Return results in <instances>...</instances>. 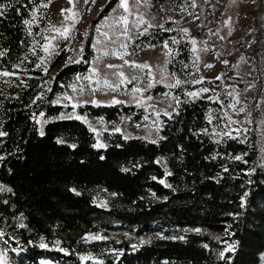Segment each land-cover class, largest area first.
Segmentation results:
<instances>
[{"label":"trees","instance_id":"1","mask_svg":"<svg viewBox=\"0 0 264 264\" xmlns=\"http://www.w3.org/2000/svg\"><path fill=\"white\" fill-rule=\"evenodd\" d=\"M119 1L105 3L74 58L59 66L60 56L45 61L41 47L43 22L54 0H0V52L5 53L0 70L15 73L0 79V132L6 133L0 136V184L11 189L0 191V238L10 249L9 263L81 264L86 256L83 264H263V18L251 14L228 44L217 31L185 37L173 21L159 25L144 19L129 49L139 53L167 42L169 71L182 82L157 84L146 94L172 93L180 103L172 114L160 115L157 139H125L116 126L125 119L131 126L152 118V106L86 102L73 108L61 99L74 79L91 71L97 28ZM92 5L80 0L79 9ZM177 5L178 0H151L148 13L158 16ZM25 20L32 21L31 33ZM201 48L227 61L230 74L207 79L218 90L192 98L187 93L197 85L193 61ZM242 61L248 69L238 66ZM74 112L110 125L103 135L106 148L93 147L97 136L84 120L60 119ZM99 196L106 206L98 204ZM117 224L121 232L107 231ZM131 228L134 233H127ZM184 228L200 231L172 237V230ZM206 230L219 234L221 243ZM88 234L105 237L84 240ZM145 234L151 240L140 242ZM42 238L47 247H40ZM229 245L232 251H225Z\"/></svg>","mask_w":264,"mask_h":264},{"label":"rangeland","instance_id":"2","mask_svg":"<svg viewBox=\"0 0 264 264\" xmlns=\"http://www.w3.org/2000/svg\"><path fill=\"white\" fill-rule=\"evenodd\" d=\"M108 0H95L90 9H79L80 0H54L51 5L50 11L44 19L43 26L44 29H48L50 25L56 27H61L62 25H68L71 27L70 35L68 39H57L53 41L56 45L55 51L49 55L44 53V60H51L56 53L60 57L59 66L67 63L71 57L74 58L75 48L79 41L84 37L88 24L92 19H94L100 9L105 5ZM129 11L124 12L123 8L120 7V1L116 8L111 12V14L99 25L100 31H97L94 46L97 52L96 59L92 62L91 71L86 74L79 76L74 79V83L69 92L62 95V102L67 104H76L77 106L82 103L90 102L94 104H114L113 99L125 102L127 104H138L145 107H153L154 116L147 118L144 121H139L129 125L128 119H125L116 128L126 137H144L150 140H155L161 134L160 130L162 128L161 114L165 112L172 114L177 110V101L179 97L172 93H163L158 95H147L146 91L152 89L157 84H163L167 86L176 85V78L169 71V53L168 48L163 45L148 48L145 51L139 53H133L129 49V41L132 39V35L142 27L144 19L149 18L155 24H164L167 21H173L182 30L187 29V33L184 31V35H194L198 31L204 32V30H213L219 32L226 43L230 39L236 37L248 24L251 14L259 12V16L264 20V0H196L191 2L188 0H178L179 5L176 7H169L164 13L158 16L149 15V5L151 0H127ZM72 8L77 14L73 20L65 19V16H70L72 13L64 12L62 9ZM121 15H127V34L123 35L124 26L116 21ZM74 25V27H72ZM103 33H107L108 36L105 37ZM55 35V33L47 32L46 36ZM124 45L125 47H122ZM165 45V44H164ZM109 53L104 55V53ZM200 57L195 58L194 70H193V80L198 81L202 79L201 83H195L192 88L194 92L199 91L202 88L209 89L208 92H202L200 95L208 96L215 90H218V85L216 83H208L207 79H214L220 77L221 74H230L227 71V66L224 62L220 61L215 57V55L210 54L205 48L199 50ZM115 53V54H113ZM123 55V59H120V55ZM76 59V58H75ZM135 62L136 64H147L148 68H137L132 66L131 63L125 64L124 61ZM117 65L122 67L117 68H107L106 65ZM206 65H212V67H206ZM58 66V67H59ZM248 69V66L244 64V61L238 65ZM96 68L98 74H93L92 69ZM122 71L124 73L125 82L120 84L121 77L118 73ZM3 72V70H0ZM92 77L89 81L84 79L85 77ZM5 76H0L2 79ZM135 78V79H133ZM107 79L113 85L119 84V88L112 90L106 88L103 85V80ZM226 79L227 76H226ZM96 80H100V85L98 90L92 91L96 88ZM151 85V87H149ZM177 86V85H176ZM73 87L76 91H73ZM81 88L83 91L81 92ZM139 88L140 92H133V89ZM199 95V96H200ZM72 97L69 101L65 97ZM188 97V96H187ZM79 115L76 112L69 114H62L61 116H75ZM83 119L87 120V123L91 125L92 128L96 129L95 133L97 140L106 145L103 141V135L106 130H111L110 125L101 119H92L85 115H79ZM44 122L40 123V129L44 127ZM264 127V120H263ZM115 128V129H116ZM4 189L5 187L0 184ZM99 205L106 206V200L102 197L97 198ZM123 230L120 224L114 225L113 228L107 230L111 234L119 233ZM136 228H131L127 230V233H134ZM199 228H184V229H174L172 230V237H175L177 232L184 235L189 232H198ZM210 236L215 240L220 242L221 236L210 230H206ZM158 236L164 237L165 234L156 231ZM93 236L105 237L104 234H88L85 236L84 240L92 241L97 239H92ZM151 240L149 234H145L141 237L140 242L147 243ZM0 251L7 253V264L9 263L10 249L7 247L6 242L0 238ZM18 253V252H15ZM86 256H81V264L84 263ZM264 260V256H262ZM261 259V260H262ZM93 261H99L97 259H92ZM262 260V261H263ZM264 264V261L262 262Z\"/></svg>","mask_w":264,"mask_h":264},{"label":"snow or ice","instance_id":"3","mask_svg":"<svg viewBox=\"0 0 264 264\" xmlns=\"http://www.w3.org/2000/svg\"><path fill=\"white\" fill-rule=\"evenodd\" d=\"M88 2H90V0H85V3H88ZM91 2L94 3L95 0H91ZM69 3H72V0H69ZM47 6H48L47 4L43 5V7H47ZM2 7H4V6H3V5H0V8H2ZM120 7L123 8V10H124L125 13H127V12L129 11V6H128V2H127V0H120ZM61 11H62V13H64V12L72 13V15H70V16H65V19H67V20H73V19L76 17V15H77V14L73 11L72 8H69V9H66V10H65V9H62ZM0 14H2V13H0ZM34 19H35V15H34ZM140 22L143 23L142 20H141ZM24 23H25L26 25H29V29H28V30H29V33H31V24H32V21L25 20ZM116 23H119V24H121L122 26H124V32H123L122 34H123V35H126V34H127V24H128V17H127V15H121V16L119 17V19L116 21ZM72 27H74V25H72ZM45 31L55 33V35L45 36V37H44L45 43L41 46V47H42V51H43L44 53L51 55V54L55 51V47H56V45L53 43V41H56L57 39H65V40L68 39V38H69V35H70L71 27L68 26V25H62L61 27H56V26H54V25H50L49 28L46 29ZM97 31H100V29L97 28ZM145 31H147V28H145ZM183 31H184L185 33H187L188 30H187V29H183ZM103 35H104L105 37L108 36L107 33H103ZM172 42H173V43H178V41H176L175 39H174ZM191 43H192V45H193V51L195 52V51H196V49H195V45H196L197 41L193 38V39L191 40ZM164 46H165V48H168V44H167V42H165V45H164ZM122 47H125V46L122 45ZM32 51H33V54H35V48H33ZM168 53H171V49H168ZM56 54H58V53H56ZM108 54H109V53H107V52L104 53V55H108ZM113 54H115V53H113ZM3 55H5V53H4V52H0V56H3ZM119 58H120V59H123V55L121 54ZM25 59H27V57H25ZM44 63H45V61L42 59V60H41V64H38L37 67H41ZM124 63H125V64L131 63L132 66L137 67V68H148V67H149L147 64H136L135 62H129V61H127V60H125ZM224 63H227V61H224ZM14 67L19 68L20 66H19V65H15ZM106 67H107V68H117V67H122V65H121V66H117V65H111V64H109V65H106ZM206 67H212V65H206ZM45 71H47V69H45ZM92 72H93V74H98V70H97L95 67L92 69ZM11 75H15V73H10V72H8V71L0 72V76H5V77H7V76H11ZM118 76L121 77L119 83H120V84H123V83L125 82V79H126V78L124 77V73H123L122 71H120V72L118 73ZM219 78H220V77H217V79H219ZM78 79H79V77H78ZM84 79H87V80L91 81V80H92V77L89 76V77H85ZM133 79H135V78H133ZM201 82H202V79H201V80H198V81H193V83H201ZM181 83H182V82H181L179 79L176 80V85H179V84H181ZM96 85H97V87L92 89L93 92L96 91V90H98L99 85H100V80H96ZM103 85H104L106 88H109V89H112V90H116L117 88H119V84H117V85H113V84L110 83L109 80H107V79H104V80H103ZM176 85H172V86L175 87ZM149 87H151V85H149ZM49 91H50V89H49ZM73 91H76V88H75V87H73ZM82 91H83V89L81 88V92H82ZM140 91H141V89H139V88H135V89H133V92H140ZM208 91H209V89H207V88H202V89H200L199 91L187 93V95H188L189 97L196 98V97H199V95H200L202 92H208ZM40 98H41V97H39V96L37 97V99H40ZM65 98L68 99L69 101L72 100V97H70V96H69V97H65ZM210 99H211V98H210ZM34 102H35V101H34ZM59 102H60L59 100L56 101V103H59ZM93 102L95 103V101H93ZM112 103H122V101H119V100L113 99ZM179 103H180V102L177 101V104H179ZM72 106H73V108H75L77 105H76V104H73ZM233 107H234V106H233ZM241 110H243V109H241ZM43 115H44L43 113H40V116H41V117H42ZM165 115H170V113L165 112ZM34 118H35V117H34ZM64 118H68V119H73V118H75V119H77V120L83 119V118H82L81 116H79V115L68 116V117L61 116V117H60V119H64ZM38 122H39V121H38ZM45 122H46V121H45ZM84 122L87 123V120H84ZM89 127H90V129H91L93 132L96 131V129L91 128V125H89ZM115 131L119 132L120 129H119V128H116ZM39 134H40L41 136L44 135V131H43L42 128H41ZM4 135H6V133H4V132H0V136H4ZM226 135H231V134H230V133H226ZM128 138H129V137H125V139H128ZM152 142L155 143V141H152ZM58 143H63V141H58ZM72 147L75 148L76 145H72ZM93 147H94V148H97V149H100V148H106L107 145H105V144L99 142V140H98V142H97L96 144H94ZM100 158H101V159H104L103 156H101ZM2 159H3V157H0V160H2ZM236 159L239 160V159H241V157H236ZM123 171H128V169H123ZM169 174H170V173H169ZM153 179H155V177H153ZM160 182L163 183L164 181H160ZM4 190L11 191L10 188H8V189H4L2 186H0V191H4ZM71 191H73V192H74L75 194H77V195L80 194V193H78V192L76 191V189H71ZM102 206H105V205L102 204ZM20 226L23 227L24 225L21 224ZM197 231H199V230H197ZM2 236H4V233H3L2 231H0V237H2ZM92 239H101V237L93 236ZM181 239H183V237H181ZM40 247H42V248H43V247H47V245L43 242V238L41 239ZM205 247H207V245H205ZM22 250H23V249H21V251H22ZM13 251H16V249H13ZM225 251H232V246L229 245V246L225 249ZM225 251H222V252L219 253L220 257H224V256H225ZM84 259H89V257H84ZM0 264H7V253H5V252H3V251H0Z\"/></svg>","mask_w":264,"mask_h":264},{"label":"bare ground","instance_id":"4","mask_svg":"<svg viewBox=\"0 0 264 264\" xmlns=\"http://www.w3.org/2000/svg\"><path fill=\"white\" fill-rule=\"evenodd\" d=\"M262 256H264V254H262L261 256H260V258L262 259ZM263 260V259H262ZM261 260V261H262ZM264 261V260H263ZM41 262H43L44 264H54V263H52L51 261H46V260H44V261H41Z\"/></svg>","mask_w":264,"mask_h":264},{"label":"water","instance_id":"5","mask_svg":"<svg viewBox=\"0 0 264 264\" xmlns=\"http://www.w3.org/2000/svg\"><path fill=\"white\" fill-rule=\"evenodd\" d=\"M44 260V259H43ZM39 263V262H38ZM41 263H43V262H41Z\"/></svg>","mask_w":264,"mask_h":264}]
</instances>
